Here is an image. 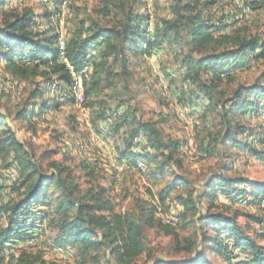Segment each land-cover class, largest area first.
Wrapping results in <instances>:
<instances>
[{
  "label": "trees",
  "instance_id": "obj_1",
  "mask_svg": "<svg viewBox=\"0 0 264 264\" xmlns=\"http://www.w3.org/2000/svg\"><path fill=\"white\" fill-rule=\"evenodd\" d=\"M41 1L50 18L51 12ZM50 1L57 13L61 0ZM100 1V12L104 16L114 13L116 24L111 27L95 21L88 26L82 24L73 37L65 39L61 54L54 28L37 29L29 8L8 10L6 0H0V67L14 81L34 82L29 93L31 102L16 112V119L35 123L33 116L41 118L48 109L56 111L63 105L74 104V78L68 65L77 74L90 66L87 76L82 74V106L89 109L92 128L102 138H122V146L115 151V164L124 162L130 168L147 170L153 183H157L172 163L181 165L182 141L165 138L153 122L143 121L126 101L120 100L116 106L109 104L115 97L104 93V85L112 86L116 79L130 75V57L154 54L165 43L178 49L187 45L180 68L184 81L194 92L196 100L192 101L207 102L203 114L213 105L220 108L224 122L222 143L226 148L231 145L264 160V151L239 138L245 133L251 137V133L238 121L243 115L249 118L253 111L261 110L264 115V72L251 84H239L223 101L219 98L215 101L214 96L222 74L228 72L224 78L229 79L233 76L231 72L245 66L249 58L264 57V39L260 34L226 32L237 20L228 22V18L215 16L218 0H172L174 19H162L160 25H153L148 13L138 11V0ZM263 5L264 0H242V7L251 11ZM202 74L210 76V84ZM52 80L58 82L65 97L63 104L54 97L52 101L44 97V87ZM138 140L139 151L134 152ZM213 141L206 138V156L214 155ZM50 168L49 173L43 170L40 159L0 111V264H101L102 260L105 264H131L147 252L146 228H157L177 240L176 225L199 203L191 193L177 196L182 207L177 218L159 217L169 195L184 184L180 176H174L157 195L148 190V199H136L131 210L118 212L110 189L100 182L103 170L97 160L82 158L72 166V158L65 156L61 161L51 162ZM10 170L17 173V178L5 185ZM203 188L198 198L208 200V207L197 218L199 240H186L187 246L181 249L188 256L155 260L153 264H215L208 252L223 264H264V244L257 241L264 239V228L253 235L239 224L238 212L212 211L217 208L220 191L231 204H256L264 213V181L219 173L206 179ZM53 190L58 191L56 196ZM246 217L260 226L264 223V214ZM38 230L42 235L49 230L52 245L65 251L73 263L46 260L26 247Z\"/></svg>",
  "mask_w": 264,
  "mask_h": 264
},
{
  "label": "rangeland",
  "instance_id": "obj_2",
  "mask_svg": "<svg viewBox=\"0 0 264 264\" xmlns=\"http://www.w3.org/2000/svg\"><path fill=\"white\" fill-rule=\"evenodd\" d=\"M138 1L140 2L138 11L148 13L150 20L152 19V22L154 20L153 25L154 23L160 25L162 19H174L171 12L172 0ZM26 2H23V6L21 5L18 10L21 11L23 7L29 8L35 17L37 29L52 27L58 37L61 35L64 41L73 37L82 24L88 26L95 21L102 26L111 27L117 22L114 13L104 16L100 12V0H68L64 11L58 12L57 16L50 17L51 19L47 17L41 0ZM44 2L45 7L47 4L51 8L54 7L52 1L49 0V3H46L44 0ZM9 4H13V0H6L5 8ZM60 5L59 8L62 9V3ZM215 16L228 18V22L237 20L226 29V32L236 33L239 30L241 34L258 33L264 39V5L257 11H251L248 7H242V0H218ZM187 51V45L178 49L165 43L162 49H157L154 54L145 57H130L132 62L130 75L116 79L112 86L104 85V93L115 97L109 100V104L116 106L118 101H126L143 121L153 122L165 138L182 141L179 146L181 165L177 166L172 163L164 177L157 183H153L154 179L147 170L139 171L130 168L124 162L115 164V151L122 146V138L120 136L102 138L95 132L91 125L89 109L82 106L83 101L77 102L74 96V104L63 105L56 111L49 109L52 113L47 110L48 112L46 111L41 118L33 116L34 121L32 122L36 121L35 123L16 119V112L26 102H31L29 93L34 82H23V88L19 90L17 84L19 82L12 80L0 67V111L8 116V121L16 130L18 137L31 148L35 157L40 159L45 172L51 171V162L61 161L65 156L72 158V166L82 158L97 160L103 170V178L100 182L110 189L118 212L131 210L136 199H148V190L157 195L172 181L174 176H180L184 184L169 195L159 217L169 218V220L173 216L177 218L182 209L178 204L177 196H186L191 193L199 199L197 209L188 212L186 217L176 225L177 240L173 236L164 235L157 228H146L147 252L131 264H153L155 260H173L188 256V252L181 248L187 246V239L196 242L200 238V223L197 218L206 211L208 200L198 197L203 192L205 180L209 177L223 173L228 176H243L258 182L264 181L263 159L251 156L249 153L246 155L245 152L242 153L231 145L226 148L227 145L222 143L224 122L220 108L213 105L207 114H203L207 102L203 101L204 99H200L201 103L192 101L193 98L195 99L194 92H191V88L184 81V74L180 68ZM263 72L264 57L256 59L251 57L245 66H240L231 72L233 74L231 78H224L226 74H229L228 72L222 74L223 79L216 82L215 101L218 98L222 101L229 98L239 84H251L258 80ZM202 78L210 84V76L202 74ZM39 80L36 79V82ZM6 84H10V87H6ZM50 88L49 82L44 87V97L48 101H52L54 97L63 104L64 95ZM60 95L63 98L61 102ZM28 107L31 108V106ZM179 109L184 113L182 118L177 114ZM238 121L249 128L251 133V137L245 133L239 138L253 142L255 148L263 152L264 115L262 111L251 112L249 118L243 115L238 118ZM207 137L214 139L212 143L214 144V155L212 156H206L204 152ZM75 173L78 175L76 169ZM6 179L4 184L8 185ZM52 192L53 196L58 193L57 190ZM216 204H218L217 208L212 211L222 210L228 214L236 211L241 214L238 222L250 234L255 235L261 227L264 228V223L260 226L246 217L247 214L255 217L264 214L256 204L239 202L231 204L220 191L217 192ZM35 235H37L36 243L25 245L31 247L32 252L40 253L46 260L73 263V258H70L65 251L58 253V248L55 249L52 245L53 238L49 230L44 231L43 235L38 230ZM257 241L264 244V239L257 238ZM208 256L215 264H223L210 252ZM101 264H105V261L102 260Z\"/></svg>",
  "mask_w": 264,
  "mask_h": 264
},
{
  "label": "bare ground",
  "instance_id": "obj_3",
  "mask_svg": "<svg viewBox=\"0 0 264 264\" xmlns=\"http://www.w3.org/2000/svg\"><path fill=\"white\" fill-rule=\"evenodd\" d=\"M26 1H28V0H13V4H9V5H6V8L8 9V10H16V9H19V8H21L20 6L22 5V3L23 2H26ZM44 1V0H43ZM67 2H68V0H61V2H60V4L62 3V9H61V7L60 8H58V12H60V11H64V9H65V7H66V4H67ZM27 3V2H26ZM46 3H49V0H46ZM151 3V2H150ZM149 3V4H150ZM59 4V5H60ZM23 6V5H22ZM47 7H46V9H47V11H49V12H51V17H56L57 16V13H55V7H53V8H51V6H48V4L46 5ZM55 6V5H54ZM61 6V5H60ZM244 8V7H243ZM243 16H244V14H243ZM151 21H152V19H151ZM151 27V26H150ZM151 29H152V27H151ZM150 29V30H151ZM64 46H65V41L62 39V37H61V35L58 37V47H59V49H60V51H61V54H62V51H63V49H64ZM91 54L92 55H94V54H96V50H92L91 51ZM63 61L64 62H66V60L65 59H63ZM68 68H69V70H70V72H71V74H72V76H73V78H74V82H73V86H72V92H73V96L76 98V101L77 102H82L83 101V98H84V93H83V75L82 74H84L85 76H87V74H88V72L89 71H91L90 69H91V67L90 66H85L84 68H83V70L81 71V73L80 74H77V73H75L74 71H73V69H72V66H70V65H68ZM77 76H79L80 78H81V80H82V93H81V99H80V85H79V83H78V81H77ZM87 79V78H86ZM9 80V79H8ZM49 83V82H48ZM18 84V89L19 90H22V88H23V82H19V83H17ZM6 87H10V84H6ZM50 89L52 90V91H54V92H58V91H60V88H59V84L57 83V81H55V80H52L51 82H50ZM2 88V87H1ZM49 88V87H48ZM12 89V88H11ZM17 89V88H16ZM50 93V92H49ZM53 94V93H52ZM170 97V96H169ZM74 98V99H75ZM59 99H60V102H61V100L63 101V98H62V95H60L59 96ZM49 110V109H48ZM48 112V111H47ZM49 113H52L50 110H49ZM257 113V112H256ZM178 116L179 117H183L184 116V113H183V111L182 110H178ZM252 115V114H251ZM141 140V139H140ZM139 146H140V143H139V140L137 141V144L133 147V151L134 152H136V151H139ZM139 168H141V166H138ZM115 175V174H114ZM16 178H17V173L14 171V170H10V172H9V175H8V177H7V179H6V182L8 183V184H12L15 180H16ZM39 233V232H38ZM40 235V234H39ZM38 235V236H39ZM30 241V243H28V245H33V244H35L36 243V241H37V235H35L34 236V238H32V239H30L29 240ZM58 250H59V252L61 251V253H62V249H60V248H58ZM69 259V258H68Z\"/></svg>",
  "mask_w": 264,
  "mask_h": 264
},
{
  "label": "built area",
  "instance_id": "obj_4",
  "mask_svg": "<svg viewBox=\"0 0 264 264\" xmlns=\"http://www.w3.org/2000/svg\"><path fill=\"white\" fill-rule=\"evenodd\" d=\"M77 81H78V83H79V85H80V99H81V93H82V80H81V78H80L79 76H77ZM28 243H30V241H28L26 244H28ZM58 253H60V252L58 251Z\"/></svg>",
  "mask_w": 264,
  "mask_h": 264
}]
</instances>
